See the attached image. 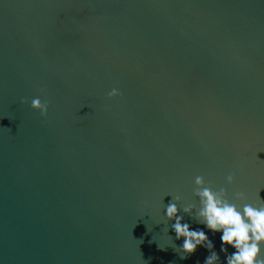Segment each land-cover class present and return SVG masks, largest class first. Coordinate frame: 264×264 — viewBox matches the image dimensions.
I'll use <instances>...</instances> for the list:
<instances>
[{"label": "water", "instance_id": "water-1", "mask_svg": "<svg viewBox=\"0 0 264 264\" xmlns=\"http://www.w3.org/2000/svg\"><path fill=\"white\" fill-rule=\"evenodd\" d=\"M229 173L264 197V0H0V264H204L175 195L226 264L193 181Z\"/></svg>", "mask_w": 264, "mask_h": 264}, {"label": "clouds", "instance_id": "clouds-1", "mask_svg": "<svg viewBox=\"0 0 264 264\" xmlns=\"http://www.w3.org/2000/svg\"><path fill=\"white\" fill-rule=\"evenodd\" d=\"M118 87H113L107 93L109 97L121 95ZM22 102L29 103L27 97ZM32 108L39 110L40 115L46 117L49 112L50 101L41 96L30 99ZM236 181L235 173L226 176V186L216 187L205 175L194 177V191L199 197V208L194 213L200 218L212 233L220 232L221 251H223L226 264H264V252L260 251L259 242L264 239V197L260 195V188L252 192L236 190L229 195L228 185ZM235 197L242 203L234 202ZM179 195L167 203L166 215L174 220L172 228L176 239L182 240L180 247L187 253L194 252L198 246L208 248L210 254L205 258L204 264H216L220 260L219 253L215 251V241L204 228H193L181 214L180 206L176 203ZM195 204H186L183 211L193 213ZM235 250L229 252L228 246Z\"/></svg>", "mask_w": 264, "mask_h": 264}]
</instances>
